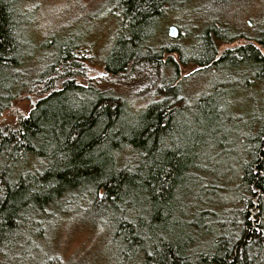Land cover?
<instances>
[{
  "label": "trees",
  "instance_id": "1",
  "mask_svg": "<svg viewBox=\"0 0 264 264\" xmlns=\"http://www.w3.org/2000/svg\"><path fill=\"white\" fill-rule=\"evenodd\" d=\"M37 1L0 0V264L39 253L66 218L104 227L108 264H264V104L247 120L228 105L232 93L264 88V30L243 34L223 22L234 0H201L211 9L199 35L193 27L189 45L179 44L180 26L178 39L167 34L160 45L163 18L199 0H104L92 16L114 19L102 76L110 78L101 80L81 51L89 27L34 43ZM192 64L194 75L231 70L194 106L180 77ZM114 78L135 84L145 105L134 110L108 86ZM30 96L28 112L7 123ZM229 142L241 147L227 159H240L245 194L214 203L219 213L199 210L203 166ZM50 245L37 264H87Z\"/></svg>",
  "mask_w": 264,
  "mask_h": 264
},
{
  "label": "rangeland",
  "instance_id": "2",
  "mask_svg": "<svg viewBox=\"0 0 264 264\" xmlns=\"http://www.w3.org/2000/svg\"><path fill=\"white\" fill-rule=\"evenodd\" d=\"M104 0H38L35 3L34 18L37 19L33 26H30L28 31L30 36L35 40L38 45L44 41L54 31H67L72 29H81L78 33L83 32L86 27H89L86 35L81 38V51L85 55L90 56L91 60L88 61V66L91 72V76L97 78L102 77L105 73V60L113 45L112 36V23L114 19H108L106 16L103 18H93L97 9H100ZM33 3V2H32ZM190 10L184 9L175 15L165 16L163 22L160 24L157 31V43L160 45H166L169 28L174 26L179 29L181 26L183 31V37L189 35V31L193 30V27H199L197 33L199 35L202 22L208 19V16L204 15L211 8L203 9L201 0L193 1L189 4ZM213 9V8H212ZM93 19H92V18ZM211 18V17H210ZM210 22L212 19H210ZM221 20L225 23L232 25L243 34L255 35L257 31L264 30V0H234L232 8L225 14L221 15ZM66 34L62 32L61 35ZM179 38V37H178ZM177 38V39H178ZM187 41V42H186ZM33 42V41H32ZM241 37V40L232 44L230 47L246 43ZM179 44H187L188 39L184 37L178 41ZM39 54V51L37 52ZM167 57V55H166ZM176 57H178L176 55ZM37 65L39 60L35 59ZM196 68L194 64L187 68L180 67V77L186 79L183 93L186 92L188 97L192 100V105L196 103V99L201 95L204 90H211L213 83L222 76H227V72L231 71L226 68L221 72L220 76L215 73L208 74H195ZM165 77H167L165 75ZM110 78V77H109ZM102 77L103 79H109ZM117 86H108L112 89H118L120 92L125 93L130 97V101L133 103V109L139 110L146 103V100L139 98L133 91L136 90V85L133 87L124 88L121 78H114ZM110 82V81H109ZM139 83L138 81L136 84ZM233 97L230 99L231 106L230 111L235 110L237 114L246 116L252 111L257 109L255 104H264V88L262 84H258L256 88L251 90H245L240 93H232ZM35 101L33 96L21 97V99L15 105L12 113L8 112L5 116L7 123H12L18 115L26 114L31 108L30 103ZM15 112V113H14ZM239 116V115H237ZM232 149L239 157L241 155L240 145L236 148L231 142L225 144L224 148H215L211 150V156L205 164L201 173L204 177L200 182L202 193V203L199 210H210L212 212L219 213L217 206H213L225 201V204L230 205L231 201L235 200L236 195L245 194L246 189L241 184V168L240 159L228 160L227 155L232 154L229 152ZM243 162V160H242ZM210 169V170H207ZM241 191V192H240ZM223 209V208H222ZM215 213V214H216ZM193 214V212L191 213ZM68 216V215H67ZM66 216V217H67ZM212 215H206L205 223L211 219ZM103 226L93 228L86 224L82 220H69L64 219L56 228L54 232L53 241L46 239L41 242L42 250L39 253H33L30 250L22 251L19 254L24 253L25 259L23 264H37L44 258V252L47 251V244L57 249V251L64 257L66 261L70 262H82L87 264H108L112 256L109 237L105 234ZM108 233V232H107ZM51 236H53V231ZM49 234V235H50ZM43 252V253H41ZM43 254V255H41ZM7 261L16 263L15 257L17 254L10 253ZM27 259H30L27 261ZM22 262V261H21ZM9 263V264H10ZM11 263V264H14Z\"/></svg>",
  "mask_w": 264,
  "mask_h": 264
},
{
  "label": "water",
  "instance_id": "3",
  "mask_svg": "<svg viewBox=\"0 0 264 264\" xmlns=\"http://www.w3.org/2000/svg\"><path fill=\"white\" fill-rule=\"evenodd\" d=\"M178 35H179V30L177 27L172 26L169 28V36L171 38L176 39Z\"/></svg>",
  "mask_w": 264,
  "mask_h": 264
},
{
  "label": "bare ground",
  "instance_id": "4",
  "mask_svg": "<svg viewBox=\"0 0 264 264\" xmlns=\"http://www.w3.org/2000/svg\"><path fill=\"white\" fill-rule=\"evenodd\" d=\"M168 35H169V31H168ZM178 36H179V35H178ZM169 37H170V36H169ZM170 38H171V37H170ZM177 38H178V37H177ZM177 38H176V39H177ZM32 104H33V102H31V105H32Z\"/></svg>",
  "mask_w": 264,
  "mask_h": 264
}]
</instances>
